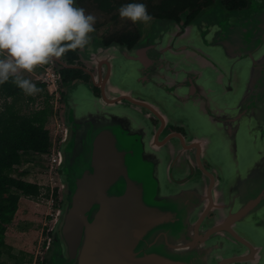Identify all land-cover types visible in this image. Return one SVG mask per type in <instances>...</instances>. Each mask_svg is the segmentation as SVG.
Masks as SVG:
<instances>
[{
    "label": "water",
    "instance_id": "1",
    "mask_svg": "<svg viewBox=\"0 0 264 264\" xmlns=\"http://www.w3.org/2000/svg\"><path fill=\"white\" fill-rule=\"evenodd\" d=\"M217 13L65 96L45 264H264V0Z\"/></svg>",
    "mask_w": 264,
    "mask_h": 264
},
{
    "label": "rangeland",
    "instance_id": "2",
    "mask_svg": "<svg viewBox=\"0 0 264 264\" xmlns=\"http://www.w3.org/2000/svg\"><path fill=\"white\" fill-rule=\"evenodd\" d=\"M113 1L120 3L118 8L103 12L98 9L96 0H76L77 6L83 7L86 12L94 14L97 18L95 31L90 33L91 40L89 44L82 49L80 48V62L83 64L89 63L90 53L96 51L94 43L101 38L114 40L121 34H131L137 30H139V33L145 34L150 27H154V29L163 27L164 30L170 27L169 22L160 20L133 23L130 20L121 19L118 9L122 4L128 3L129 0ZM210 12L207 13L209 14ZM44 69H52L54 72L58 70L56 66L48 62L36 66L30 73L22 72V74L34 83H38V78L45 72ZM46 86V91L51 96L50 105L52 106V115L48 118L46 128L49 130L51 142L54 145L47 154H30L26 156L25 158L29 162L15 167L12 172L13 177L38 184L41 187V195L37 199L20 197L16 217L6 232L5 241L11 246V255L2 256L1 259L5 264H39L45 256L46 243L49 239L47 233L51 232L53 228L61 202L62 187L59 173L55 169L50 171L49 162L51 153L55 154L58 151L59 144L64 136L65 96L72 87L67 89V92L66 87L62 88L59 84H56L57 89L53 92L54 87H51V84ZM59 87L63 90L64 96L60 95ZM50 92L53 93L50 94ZM135 95L139 96L138 89ZM31 97L34 99L32 102H29L27 97H23L17 103L16 106L21 114H28L42 107L43 96L41 94L36 93L31 95ZM2 104L3 99L0 97V106ZM53 190H55V195H53Z\"/></svg>",
    "mask_w": 264,
    "mask_h": 264
},
{
    "label": "trees",
    "instance_id": "3",
    "mask_svg": "<svg viewBox=\"0 0 264 264\" xmlns=\"http://www.w3.org/2000/svg\"><path fill=\"white\" fill-rule=\"evenodd\" d=\"M115 2L96 0L98 9L103 12L117 9L120 3ZM142 2L147 5L152 20L182 24L192 22L216 2L229 10H239L248 4V0H142ZM76 50H68L62 55L67 63L73 64L77 57ZM57 72L61 76L59 86L62 88L75 79L82 81L88 79L81 70L73 67H63ZM36 84L42 89L38 93L43 96L42 107L28 114H21L16 105L23 97L32 102L34 99L31 95H26L11 79L0 84V97L3 99L0 106V264H5L1 259L3 255H11V246L6 243L5 237L16 217L20 197L37 199L41 195V187L38 184L13 177L12 172L15 167L29 162L26 156L47 154L52 147L50 133L46 128L48 118L52 115L51 96L46 91L45 84L39 82ZM60 95L64 96L61 89ZM49 235L50 231L47 233L48 237ZM39 264H45L44 258Z\"/></svg>",
    "mask_w": 264,
    "mask_h": 264
},
{
    "label": "clouds",
    "instance_id": "4",
    "mask_svg": "<svg viewBox=\"0 0 264 264\" xmlns=\"http://www.w3.org/2000/svg\"><path fill=\"white\" fill-rule=\"evenodd\" d=\"M118 13L133 23L153 19L142 0L122 4ZM96 19L76 0H0V84L11 79L26 95L41 92L22 72L84 48Z\"/></svg>",
    "mask_w": 264,
    "mask_h": 264
},
{
    "label": "flooded vegetation",
    "instance_id": "5",
    "mask_svg": "<svg viewBox=\"0 0 264 264\" xmlns=\"http://www.w3.org/2000/svg\"><path fill=\"white\" fill-rule=\"evenodd\" d=\"M250 2L251 0H248V4L245 8L239 9V10H229L227 9L224 5L219 4V3H214L213 6L207 10H205L204 12H202L200 15H198L192 22L188 23V24H182V23H174V22H169L170 25H172L174 28L173 30H175V28H180L183 31L187 30V27H191L194 24H199L197 22L198 19H200L201 17H203L202 15H204L206 18L209 16L207 12H209L210 10H215L216 12H218V15H221L223 12L224 13H229V12H240V11H245L249 6H250ZM208 15V16H207ZM215 16H212V18H214ZM210 18V17H209ZM151 27L149 28V30L143 34L140 32V36H139V30L131 33V34H121L119 35L116 39L114 40H107L105 38H101L99 39L97 42L94 43V47L96 49V51H92V53H90L89 55V63H81V58H80V48H78L75 53H76V59L73 60V64H69L67 63V61L65 60V58L63 56H61L60 58H52L49 62L51 64H53L54 66H56L58 68V70L62 69L63 67H73V68H77L79 70H81L83 72V74L88 77V79H86V81H82L81 79H75L73 80L71 83H69L66 86V90L70 89L71 87H75L81 84H85L88 86V88L90 89L91 93L93 94V96L95 97H99L101 90L94 86V81L95 77L97 75V72H100L101 76H105L106 72H107V66L106 64H110L111 65V71H114V66L115 64L117 65L118 61H121V58L119 56H122L123 51L121 50L122 47H124L127 51L132 50L133 48H137V50H139V42H141L150 32ZM170 30V29H169ZM169 30H164L163 27H161V31L162 32H166L167 33H171L168 32ZM177 31V30H175ZM180 31V30H179ZM203 30H201L202 32ZM197 34L199 33V31H194ZM186 33V32H183ZM114 47V48H112ZM104 48H111V50H109V52H104L102 54H100L99 52L101 50H103ZM184 55V54H183ZM125 58H123L122 60L127 62V60H124ZM137 74H136V79H135V83H137L139 85V56L137 59ZM57 70V71H58ZM58 75V79H59V83L61 82V76L58 72H56ZM137 86V85H136ZM139 88V86H138ZM71 90V89H70ZM69 90V91H70ZM68 92V90H67ZM138 100L139 96H137ZM144 112H146L143 109ZM150 122L153 125H158L160 122L158 119L150 116L149 117ZM166 130L171 133V134H175V135H181L184 139H187L186 136V131L184 128L177 126V125H167L166 126ZM173 147H176V143L173 142ZM185 154L180 156V163L181 165L185 163ZM203 166L205 168H211L210 163L208 162V158L203 159ZM217 178L220 179V175H217ZM208 217H213V214L209 213ZM243 238H245L246 236H242Z\"/></svg>",
    "mask_w": 264,
    "mask_h": 264
},
{
    "label": "built area",
    "instance_id": "6",
    "mask_svg": "<svg viewBox=\"0 0 264 264\" xmlns=\"http://www.w3.org/2000/svg\"><path fill=\"white\" fill-rule=\"evenodd\" d=\"M40 66V65H38ZM45 72L43 75H41L39 78H38V81L39 83L41 84H45L46 85H49L51 84L52 86L51 87H54L53 88V92L54 90L56 91V84L58 85L59 84V79H58V75L56 72H54L52 69H44ZM47 87V86H46ZM49 88V87H48ZM53 92H50V94H52ZM64 131V130H63ZM54 143L52 142V147H53ZM51 147V148H52ZM51 150V149H50ZM51 157V160L49 162V165H50V171L52 169H55L57 170V166H58V162H59V155H58V151L53 154L51 153L50 155ZM55 190H53V193H54Z\"/></svg>",
    "mask_w": 264,
    "mask_h": 264
}]
</instances>
